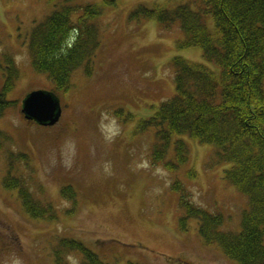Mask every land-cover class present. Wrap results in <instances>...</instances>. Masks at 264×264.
Listing matches in <instances>:
<instances>
[{"label":"rangeland","instance_id":"1","mask_svg":"<svg viewBox=\"0 0 264 264\" xmlns=\"http://www.w3.org/2000/svg\"><path fill=\"white\" fill-rule=\"evenodd\" d=\"M183 1L0 0V57L12 59L20 74L6 94L13 105L0 119V264H11L14 256L23 264H54V251L65 238L82 242L106 264H236L199 237L197 220L183 231L180 196L173 191L181 186L192 204L224 215L223 231H239L247 200L224 180L227 167L217 162L214 147L185 137L188 163L169 172L152 163L151 130L138 128L140 119L174 95L172 60L205 61L200 48L182 45L178 22L165 31L156 19L133 13L156 5L172 9ZM69 4L101 6L103 15L95 20L101 46L91 77L78 70L74 87L58 94V122L41 126L20 113L27 94L53 91L48 77L32 67L30 36L35 25ZM4 69L0 59V91ZM102 114L116 117L119 125L110 141L100 127ZM10 169L11 178L38 201L52 204L57 219L27 213L18 191L4 186ZM67 187L74 197L63 193ZM65 259L81 263L76 252H66Z\"/></svg>","mask_w":264,"mask_h":264},{"label":"trees","instance_id":"2","mask_svg":"<svg viewBox=\"0 0 264 264\" xmlns=\"http://www.w3.org/2000/svg\"><path fill=\"white\" fill-rule=\"evenodd\" d=\"M102 11L96 4H69L33 28L28 46L32 67L48 77L57 97L74 87L73 76L78 70L87 78L93 74L94 58L101 46V29L95 20ZM138 15L156 19L165 31L178 22L185 38L182 45L200 48L205 61L174 58V95L160 103L151 116L140 119L139 130H151L153 135L152 163L175 172L189 160L185 137L211 145L217 162L226 164L224 180L247 200L239 231H223L222 213L195 206L186 199L184 189L175 185L183 231L188 222L197 220L199 237L216 245L231 261L264 264V0H184L172 9L163 5L139 7L133 13ZM0 59L5 63L0 91L2 119L13 105L6 94L14 89L20 74L12 59ZM171 153L175 160L166 161ZM11 173L10 169L4 186L18 191L31 217L58 218L51 203L42 204L28 186L22 187L17 178H11ZM70 190L64 188L63 193L74 197ZM69 251L79 254L80 264H106L82 242L66 238L54 251V264H69L65 259Z\"/></svg>","mask_w":264,"mask_h":264},{"label":"water","instance_id":"3","mask_svg":"<svg viewBox=\"0 0 264 264\" xmlns=\"http://www.w3.org/2000/svg\"><path fill=\"white\" fill-rule=\"evenodd\" d=\"M59 99L51 92L38 90L23 100L21 113L25 119L43 125H54L61 116Z\"/></svg>","mask_w":264,"mask_h":264},{"label":"clouds","instance_id":"4","mask_svg":"<svg viewBox=\"0 0 264 264\" xmlns=\"http://www.w3.org/2000/svg\"><path fill=\"white\" fill-rule=\"evenodd\" d=\"M102 131L105 133V138L111 140L119 132V125L116 117L110 116L108 114H102V119L100 123ZM108 164L104 165L105 171L108 170ZM11 264H23V259L19 256H14L11 260Z\"/></svg>","mask_w":264,"mask_h":264}]
</instances>
